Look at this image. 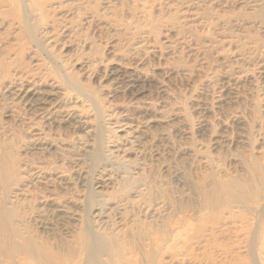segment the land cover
Instances as JSON below:
<instances>
[{"label":"rangeland","instance_id":"rangeland-1","mask_svg":"<svg viewBox=\"0 0 264 264\" xmlns=\"http://www.w3.org/2000/svg\"><path fill=\"white\" fill-rule=\"evenodd\" d=\"M227 183L257 195L204 209ZM4 223L0 264L13 244L15 264L27 245L118 264L96 239L141 264H260L264 0H0Z\"/></svg>","mask_w":264,"mask_h":264},{"label":"bare ground","instance_id":"bare-ground-1","mask_svg":"<svg viewBox=\"0 0 264 264\" xmlns=\"http://www.w3.org/2000/svg\"><path fill=\"white\" fill-rule=\"evenodd\" d=\"M261 184V183H260ZM206 198H208L206 201H205V208L204 209H209V210H214L216 207H222V206H225V207H233V205H236V204H242V205H245L248 203V201L252 200V197L256 196L257 195V191L255 192L254 190H252L251 188L249 187H243V186H237V185H233V184H225V185H219L217 186L216 188H214L213 190H210V191H206ZM221 216V215H220ZM219 215H216L215 217H203L201 219V224H199L193 231V235H189V237H186V239L188 240V243L190 242H194L197 241L196 243L198 244H201V238L203 237L204 233L206 232V229L208 228V225L209 224H216L218 223L219 221H221V217ZM212 218V219H211ZM213 225V224H212ZM211 225V226H212ZM4 226L7 227V229H5L4 227L1 228L0 227V241H2L1 239L4 238V236L7 234V230L10 229L11 230V227L7 224V223H4ZM207 226V228H206ZM210 228V227H209ZM214 228V227H212ZM91 229V228H90ZM89 229V230H90ZM257 229V228H256ZM213 230V229H212ZM191 231V230H190ZM211 231V230H210ZM90 232V231H89ZM93 233V231H91ZM213 232V231H212ZM224 232V231H223ZM176 233V232H175ZM179 233V232H178ZM91 234V233H90ZM191 234V233H190ZM214 234V233H213ZM253 235V232L251 233ZM262 238H257V242L259 243V248L261 251V253L264 252V229L262 230ZM210 235L211 232H210ZM206 236V235H205ZM172 237V236H171ZM182 237V236H181ZM211 237V236H210ZM251 237V236H250ZM14 238V237H13ZM106 238V237H105ZM87 239V238H86ZM175 238H171L170 240L171 241H174ZM94 240V238H93ZM178 240V239H177ZM186 240V242H187ZM205 240V238H204ZM87 241V240H86ZM176 241V239H175ZM240 241V240H239ZM250 241V240H249ZM31 242V241H30ZM114 242V241H113ZM111 240H104V239H96L94 241V245H96L95 247H97V252H98V258L99 256H107L109 258L112 259V257L116 256L118 258H120V262H118V264H141L139 263V261H135V262H130V260L126 259V261H122V259L124 258V256L122 255L123 251H122V248L121 247H117L114 245ZM177 242V241H176ZM175 242V243H176ZM207 242V241H206ZM205 242V243H206ZM91 244V242H90ZM214 244V243H213ZM250 244V243H249ZM14 245V244H13ZM10 246V248H8L7 250V258H9L10 260H13L12 261V264H15L16 261H15V257H16V254H17V251L18 249L17 248H14V246ZM19 245V244H18ZM32 245V244H31ZM34 245V244H33ZM189 245V244H188ZM203 245V243H202ZM219 245L218 244V248H219ZM3 246V244L0 242V250L3 251L1 249V247ZM91 246V245H90ZM89 246V247H90ZM192 246V245H191ZM8 247V246H7ZM22 247V246H21ZM204 247V246H203ZM202 247V249H203ZM222 247V246H221ZM92 248V247H91ZM94 248V247H93ZM213 248V247H211ZM229 248V247H227ZM22 251L23 248H20ZM27 258L24 260L25 262L27 261V264H57L55 262V258L58 257V254L54 255L50 252H47V249H44V248H39L38 249V253L35 252V249L34 248H30V245H27ZM95 249V248H94ZM173 249V248H172ZM217 249V248H216ZM230 249V248H229ZM206 250V249H205ZM213 250V249H211ZM220 250V249H219ZM221 251H224V250H221ZM228 251V250H227ZM19 252V251H18ZM25 252V250L23 251ZM79 252V251H78ZM85 252V251H84ZM6 253V252H5ZM4 253V255H5ZM22 253V252H21ZM223 253V252H222ZM261 253H257L259 256L260 259H257L255 258V256L251 257V259L253 260L254 263L256 262H259L260 264H262V261L264 262V258L262 257ZM213 254V253H212ZM5 255V256H6ZM25 255V254H24ZM77 256V254H75ZM91 255V254H89ZM225 255V254H224ZM232 255V254H231ZM23 256V255H22ZM74 256V255H73ZM128 256V254H127ZM206 256V255H205ZM210 256V255H209ZM212 256V255H211ZM210 256V258H211ZM79 257V256H78ZM75 258V259H78ZM87 258V255L85 256ZM89 257V256H88ZM94 257V255H93ZM208 257V256H207ZM233 257V256H232ZM21 258V257H20ZM81 258V257H80ZM79 258V259H80ZM224 258V257H223ZM74 259V261H75ZM1 260V259H0ZM82 260V259H80ZM90 260V259H89ZM212 260V258H211ZM261 260V261H260ZM2 261V260H1ZM79 261V260H78ZM86 261V260H85ZM80 262V261H79ZM78 262V263H79ZM211 262V261H210ZM213 262V260H212ZM84 263V262H82ZM116 263V262H115ZM25 264V263H24ZM60 264V263H59ZM73 264V263H72ZM75 264V263H74ZM86 264V263H85ZM91 264H94V263H91ZM145 264V263H144ZM147 264V263H146ZM258 264V263H257Z\"/></svg>","mask_w":264,"mask_h":264}]
</instances>
